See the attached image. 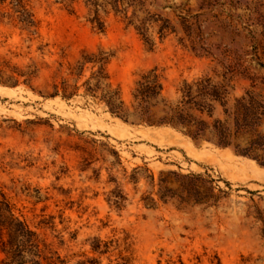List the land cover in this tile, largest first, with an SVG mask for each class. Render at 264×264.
Returning <instances> with one entry per match:
<instances>
[{"label": "rangeland", "instance_id": "rangeland-1", "mask_svg": "<svg viewBox=\"0 0 264 264\" xmlns=\"http://www.w3.org/2000/svg\"><path fill=\"white\" fill-rule=\"evenodd\" d=\"M155 1L153 12L190 17L192 29L179 23L162 40L154 28L152 48L114 12L105 15L104 31L94 28L83 2L72 12L55 0H30L36 33L3 18L0 8V185L66 264L88 257L102 264H264V166L169 126L131 124L83 88L69 99L50 95L68 63L100 49L127 105L136 79L153 67L171 100L185 79L203 74H235L233 98L253 85L264 91V0ZM162 171L207 173L228 195L217 206L165 203L157 194ZM113 193L125 197L122 208L112 204ZM36 195L43 200L35 204ZM147 195L156 206L146 205ZM49 215L54 226L40 224ZM96 238L108 251L92 250Z\"/></svg>", "mask_w": 264, "mask_h": 264}, {"label": "trees", "instance_id": "trees-1", "mask_svg": "<svg viewBox=\"0 0 264 264\" xmlns=\"http://www.w3.org/2000/svg\"><path fill=\"white\" fill-rule=\"evenodd\" d=\"M63 3L72 12L75 5L83 2L89 10L88 20L93 27L106 29L105 15L110 12L122 15L129 25L134 26L144 41L152 48L155 45L151 30L156 29L160 39L178 31L182 23L190 31V17L182 16L175 20L162 13L153 12L155 0H55ZM166 6H159L164 9ZM3 18L16 21L23 28L36 33L39 20L30 0H0ZM109 56L105 51L88 52L83 50L75 62L68 63L67 72L59 83H54L51 96L60 95L69 99L83 88L84 95L104 102L108 110L131 124L146 126H169L190 136L193 140H207L223 148H231L237 154L255 159L264 166V91L253 88L244 94L232 97L235 74L223 73L218 76L203 74L185 79L176 100L164 94L162 76L157 67L143 71L136 79L129 105L122 98L121 90L110 82L106 64ZM89 70V73L87 71ZM33 72H29L31 75ZM253 81L256 77L247 76ZM29 79V78H28ZM26 79V81H28ZM219 111V112H218ZM166 174V175H165ZM170 174L176 176L178 186L173 188ZM152 185H155L151 175ZM158 197L163 202L173 201L178 207L187 205L217 206L228 192L219 188L216 191L214 179L207 173H160ZM37 196V195H36ZM111 202L115 207L124 206L125 197L112 194ZM47 199V198H45ZM43 199L37 196L34 203ZM146 205L156 206L151 195L143 197ZM25 207L19 205L6 186L0 185V264H66L52 245L47 242L27 218ZM54 216L40 220V224L54 226ZM101 240L95 239L92 250L105 253L108 243L101 249ZM77 264H102L97 257H88ZM126 264V263H125ZM183 264V262H181Z\"/></svg>", "mask_w": 264, "mask_h": 264}, {"label": "bare ground", "instance_id": "bare-ground-1", "mask_svg": "<svg viewBox=\"0 0 264 264\" xmlns=\"http://www.w3.org/2000/svg\"><path fill=\"white\" fill-rule=\"evenodd\" d=\"M228 150V149H227Z\"/></svg>", "mask_w": 264, "mask_h": 264}]
</instances>
